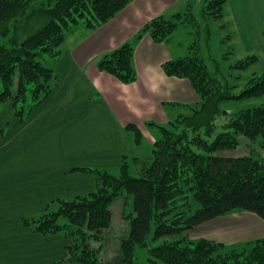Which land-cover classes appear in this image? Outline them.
I'll return each mask as SVG.
<instances>
[{
  "label": "trees",
  "instance_id": "trees-1",
  "mask_svg": "<svg viewBox=\"0 0 264 264\" xmlns=\"http://www.w3.org/2000/svg\"><path fill=\"white\" fill-rule=\"evenodd\" d=\"M130 1L0 0V107L12 101L15 116L24 121L57 84L54 64L67 32L77 26L96 28ZM225 3L198 0L193 5L201 7L205 18L219 21L226 17ZM192 22L160 16L136 38L149 34L162 42L180 24ZM204 49L191 41L186 55L163 64L168 75L189 80L199 101L189 107L190 113L157 125L150 159L129 161L123 153L118 174L75 168L93 176V189L58 198L37 214L22 216L21 223L40 235L60 234L70 240L67 248L79 264H100L98 250L87 241L91 236L99 239L109 227L111 201L122 196L130 205L124 212L130 230L121 241L123 264H134L136 246L148 247L154 264H264V237L227 245L186 236L195 226L232 211H250L264 219V156L256 153L257 147L264 151V103L247 104L264 96V68L251 71L244 88L235 92L238 83L230 82V74L225 75ZM133 52V44L125 42L98 57L96 66L131 83L137 77ZM256 63L251 53L231 68L242 71ZM225 101L235 106L223 114ZM220 117L225 120L219 124ZM125 128L139 143L135 124ZM242 142L249 154L227 153ZM194 202L198 208H193ZM149 239L162 242L150 246Z\"/></svg>",
  "mask_w": 264,
  "mask_h": 264
},
{
  "label": "crops",
  "instance_id": "crops-1",
  "mask_svg": "<svg viewBox=\"0 0 264 264\" xmlns=\"http://www.w3.org/2000/svg\"><path fill=\"white\" fill-rule=\"evenodd\" d=\"M188 9L189 0H131L96 28L69 30L54 64L57 84L43 102L24 121L15 116L12 101L2 104L0 264H79L67 248L70 240L60 234L40 235L20 218L37 214L58 198L93 189V176L73 169L117 171L121 155L129 157L126 142L140 146L146 141L152 152L157 125H167L199 101L188 79L163 69L165 62L187 54L192 32L180 24L162 42L149 34L136 38L151 20L162 16L178 21ZM225 14L239 56L253 53L257 66L264 68V0H226ZM125 42L134 46L137 77L131 83L96 66L98 57ZM128 124L138 128L139 143L125 128ZM125 206L122 196L111 201V223L97 239L100 264H123L121 241L130 230ZM187 234L194 240L243 243L264 237V219L237 210ZM104 249L107 254L102 256Z\"/></svg>",
  "mask_w": 264,
  "mask_h": 264
},
{
  "label": "rangeland",
  "instance_id": "rangeland-1",
  "mask_svg": "<svg viewBox=\"0 0 264 264\" xmlns=\"http://www.w3.org/2000/svg\"><path fill=\"white\" fill-rule=\"evenodd\" d=\"M194 0H189V9L187 10V14H185L183 17L181 16L178 21H182L184 19H192V23H184L181 25H184L189 29V31L196 33L192 36V42L194 40L197 41V44H200L204 49V52L209 51L211 58L215 59L219 65L221 70L225 75L230 74L229 80L230 82H237L238 88L235 89V92H239L242 90L245 86V82L251 73V71L255 70L258 66H252L248 68L247 70H235L234 68H231V65H233L236 60H239L243 56H239L240 53L238 52V47L236 43L230 39L231 36V24L230 21L227 20L225 17L223 20L215 21L210 18H205L202 15L201 7L197 5H193ZM189 15V16H188ZM224 21L226 24H224ZM208 30V31H207ZM209 32V34H207ZM209 37V38H208ZM191 39V36H190ZM205 41H207V45H205ZM206 46L208 48H206ZM236 76H240L239 79H236ZM264 103V96L261 98H258L256 100H253L247 104H262ZM222 108H224L223 111H228L229 108H232L235 106V103L232 101H225L221 104ZM14 110V109H13ZM226 111V112H227ZM190 113V110H187L185 113H181L183 115ZM222 117L219 118L218 122L219 124L223 122ZM227 120V119H226ZM220 130V127H218L217 131ZM158 133V131H157ZM144 140V139H143ZM143 142L142 145L137 146L134 143L126 142V152L129 155L128 160L131 161L133 156H139L141 158H150L152 156V152L150 151V147ZM241 148H238L235 151H228V154L231 155H239V154H249V148L245 146L244 142L241 144ZM244 146V147H243ZM258 154H261L264 156V151H262L259 147H257ZM112 174H118L117 171H112ZM198 204L194 202V209L198 208ZM125 209H130V205H126ZM128 221V219L126 220ZM129 222V221H128ZM154 231V227L152 226L151 230V236ZM188 233V232H187ZM187 239L194 240L189 237L187 234ZM88 244L99 249L101 245V241L95 239L93 236L89 237ZM150 246L151 245H158L162 242V240H151L149 239ZM100 255V251L98 252ZM107 254L106 249L101 252V255ZM98 255V256H99ZM134 264H154L151 260H149L150 255L148 252V247H142V246H136L134 250Z\"/></svg>",
  "mask_w": 264,
  "mask_h": 264
},
{
  "label": "water",
  "instance_id": "water-1",
  "mask_svg": "<svg viewBox=\"0 0 264 264\" xmlns=\"http://www.w3.org/2000/svg\"><path fill=\"white\" fill-rule=\"evenodd\" d=\"M223 114H226V111H223Z\"/></svg>",
  "mask_w": 264,
  "mask_h": 264
}]
</instances>
